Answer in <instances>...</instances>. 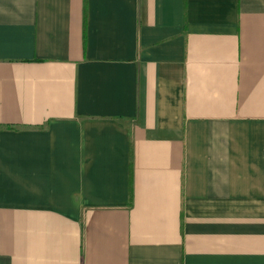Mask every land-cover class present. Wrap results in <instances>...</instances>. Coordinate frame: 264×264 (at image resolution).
Listing matches in <instances>:
<instances>
[{
  "label": "crops",
  "instance_id": "0c3cea01",
  "mask_svg": "<svg viewBox=\"0 0 264 264\" xmlns=\"http://www.w3.org/2000/svg\"><path fill=\"white\" fill-rule=\"evenodd\" d=\"M0 264H264V0H0Z\"/></svg>",
  "mask_w": 264,
  "mask_h": 264
},
{
  "label": "trees",
  "instance_id": "16d2710c",
  "mask_svg": "<svg viewBox=\"0 0 264 264\" xmlns=\"http://www.w3.org/2000/svg\"><path fill=\"white\" fill-rule=\"evenodd\" d=\"M132 198H133V194H132Z\"/></svg>",
  "mask_w": 264,
  "mask_h": 264
}]
</instances>
